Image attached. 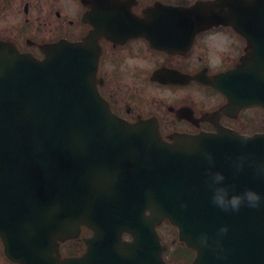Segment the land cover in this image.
<instances>
[{"label":"water","instance_id":"water-1","mask_svg":"<svg viewBox=\"0 0 264 264\" xmlns=\"http://www.w3.org/2000/svg\"><path fill=\"white\" fill-rule=\"evenodd\" d=\"M239 5L252 57L230 85L245 92L243 105L264 107V0ZM89 48L90 38L85 47L63 41L38 60L0 43L6 255L21 264H165L156 226L168 219L197 251L194 264H264V134L165 143L152 125L111 113ZM82 227L94 231L85 255L63 258L61 244Z\"/></svg>","mask_w":264,"mask_h":264},{"label":"flooded vegetation","instance_id":"flooded-vegetation-1","mask_svg":"<svg viewBox=\"0 0 264 264\" xmlns=\"http://www.w3.org/2000/svg\"><path fill=\"white\" fill-rule=\"evenodd\" d=\"M96 1L0 0V41L42 57L44 45L63 38L82 41L97 26L147 30L155 41L175 45L159 49L142 35L99 40L98 85L115 114L129 122L156 121L167 140L178 133L216 134L219 128L246 135L264 132L263 110L259 122L253 114L257 108L229 110L227 99L206 84L244 53L246 43L231 26H210L191 39L194 27L210 20L179 19L172 6L194 0Z\"/></svg>","mask_w":264,"mask_h":264},{"label":"rangeland","instance_id":"rangeland-1","mask_svg":"<svg viewBox=\"0 0 264 264\" xmlns=\"http://www.w3.org/2000/svg\"><path fill=\"white\" fill-rule=\"evenodd\" d=\"M35 1L36 0H34V2ZM43 2H45V1H43ZM42 4H44V3H42ZM257 115L259 117L258 113H257ZM161 233H162L164 244H166V245H168L167 243L170 244V246L168 245V249H167V252H166V255H165V259L167 260V262L169 264H191V262L189 263L187 260L182 259L181 256L179 255L180 248H182V247H179V244H178V242L176 240L175 231H173V229H171L168 226H163L161 228ZM78 248H80V244H78ZM173 254H174V256H173ZM187 255L191 256L188 253H187ZM0 264H13L10 261H7L6 259H4L3 246H2V242L1 241H0Z\"/></svg>","mask_w":264,"mask_h":264},{"label":"clouds","instance_id":"clouds-1","mask_svg":"<svg viewBox=\"0 0 264 264\" xmlns=\"http://www.w3.org/2000/svg\"><path fill=\"white\" fill-rule=\"evenodd\" d=\"M248 197H249V199L252 200V201H255V200L259 199L258 195H257L256 193H254V192H249V193H248ZM233 203H234V204L238 203V200H237V199H234V200H233Z\"/></svg>","mask_w":264,"mask_h":264}]
</instances>
